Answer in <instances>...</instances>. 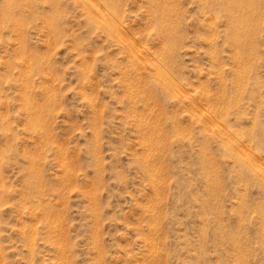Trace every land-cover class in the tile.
I'll use <instances>...</instances> for the list:
<instances>
[{
    "label": "rangeland",
    "instance_id": "obj_1",
    "mask_svg": "<svg viewBox=\"0 0 264 264\" xmlns=\"http://www.w3.org/2000/svg\"><path fill=\"white\" fill-rule=\"evenodd\" d=\"M0 264H264V0H0Z\"/></svg>",
    "mask_w": 264,
    "mask_h": 264
},
{
    "label": "bare ground",
    "instance_id": "obj_2",
    "mask_svg": "<svg viewBox=\"0 0 264 264\" xmlns=\"http://www.w3.org/2000/svg\"><path fill=\"white\" fill-rule=\"evenodd\" d=\"M89 1H90V0H89ZM155 2H156V1H155ZM84 3H85V2H84ZM86 3H87V2H86ZM86 3H85V5H86ZM88 3H89V2H88ZM89 4H91V2H90ZM92 4H93L94 7L96 6V4H94L93 1H92ZM92 4H91V5H92ZM86 6H88V5H86ZM94 7H93L92 9H95V8H96V7H95V8H94ZM87 8L90 9L89 6H88ZM97 8H98L97 10H99V6H97ZM92 9H91V10H92ZM243 9H244V8H243ZM101 10H102V9H101ZM86 11H87V10H86ZM86 11H85V12H86ZM95 11H96V10H95ZM95 11H94V13H95ZM102 11H103V10H102ZM163 11H164V10H163ZM88 12H89V11H88ZM97 12H98V11H97ZM99 12H100V11H99ZM99 12H98V13H99ZM86 13H87V12H86ZM87 14H88V13H87ZM96 14H97V13H96ZM101 14H102V13H101ZM101 16H102V15H101ZM103 17H104V16H103ZM105 17H106V16H105ZM106 19H107V17H106ZM159 19H160V18H159ZM163 19L165 20V18H163ZM92 20H94V19H92ZM103 20H104V19H103ZM94 21H95V20H94ZM107 21H108V20H107ZM96 22H97V21H96ZM162 22H163V21H162ZM235 22H236V21H235ZM239 22H240V21H239ZM109 28H113V24H111V25L109 26ZM165 28H166V27H165ZM116 29H117V28H116ZM119 30H120V29H119ZM168 30H169V29H168ZM113 31H114V30H113ZM109 32H110V31H109ZM115 32H117V31H115ZM120 32H121V31H119L118 33H120ZM166 32H167V31H166ZM169 32H170V31H169ZM120 35L124 36L122 33H120ZM111 36H113V35H111ZM115 36H116V35H115ZM115 36H114V37H115ZM167 36H168V35H167ZM175 36H176V35H175ZM116 37H120V36H116ZM120 38L122 39V37H120ZM113 39H114V38H113ZM121 39H119V41H120ZM126 39H127V38H126ZM123 40H124V39H123ZM123 40H122V42H123ZM115 41H116V40H115ZM125 41H126V40H125ZM172 41H173V40H172ZM126 42H127V41H126ZM127 43H128V42H127ZM128 45H129V44H128ZM133 46H134V45H133ZM130 47H131V45L129 46V48H130ZM132 48L135 49L134 47H132ZM129 50H130V49H129ZM132 51H133V52L130 51V52H131V53H130L131 55H132V53L134 54V52H135L134 50H132ZM136 52H137V51H136ZM134 56H135V55H134ZM133 58H136V56L133 57ZM134 60H136V59H134ZM132 62H133V61H132ZM134 62H135V61H134ZM137 63H138V62H137ZM134 64H135V63H134ZM158 72H159V71H158ZM160 73H162V72H160ZM162 76H164V75H162ZM165 79H166V78H165ZM168 81H169V80H168ZM167 83H169V82H167ZM170 84H171V83H170ZM167 87H168V86H167Z\"/></svg>",
    "mask_w": 264,
    "mask_h": 264
}]
</instances>
